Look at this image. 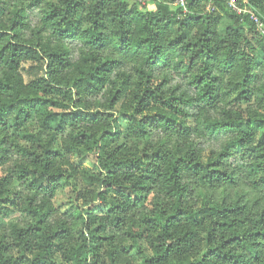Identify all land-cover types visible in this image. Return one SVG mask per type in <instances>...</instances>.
<instances>
[{
  "label": "trees",
  "instance_id": "trees-1",
  "mask_svg": "<svg viewBox=\"0 0 264 264\" xmlns=\"http://www.w3.org/2000/svg\"><path fill=\"white\" fill-rule=\"evenodd\" d=\"M174 1L0 0V264H264V38Z\"/></svg>",
  "mask_w": 264,
  "mask_h": 264
},
{
  "label": "rangeland",
  "instance_id": "rangeland-1",
  "mask_svg": "<svg viewBox=\"0 0 264 264\" xmlns=\"http://www.w3.org/2000/svg\"><path fill=\"white\" fill-rule=\"evenodd\" d=\"M213 4V3H212ZM140 6H142L144 9H148V10H153L162 6H167L165 4H163L161 2V0H146L144 3L140 4ZM171 8L174 7L173 4L169 5ZM168 6V7H169ZM214 8H218V5L216 4ZM213 8V9H214ZM226 20H223L221 23V29L224 28L225 24H226ZM91 162V157L87 156L86 162H85V166L94 169L92 166L90 167L89 164ZM238 191L240 194L245 193V199H252L253 197H255L257 195L256 192H254L250 187H248L247 185L241 183L240 186H238L237 188H226L224 190H220V189H215V190H210L209 192H212V195L215 199H220L222 197V195L226 196L227 199H232L234 198V194L235 191ZM55 205L58 206L60 208L61 211H65L66 209H68L69 205L67 204L68 202V192L67 190H61L57 193L56 197H55Z\"/></svg>",
  "mask_w": 264,
  "mask_h": 264
},
{
  "label": "built area",
  "instance_id": "built-area-1",
  "mask_svg": "<svg viewBox=\"0 0 264 264\" xmlns=\"http://www.w3.org/2000/svg\"><path fill=\"white\" fill-rule=\"evenodd\" d=\"M133 3L142 4L146 0H127ZM187 0H175L174 5L182 7L184 10L186 8ZM228 6H230L235 12L246 15V17L254 24L256 31L264 38V19L263 17L254 9L249 6L248 2L244 0V3L238 4L236 0H226ZM211 4L207 5L210 9Z\"/></svg>",
  "mask_w": 264,
  "mask_h": 264
}]
</instances>
